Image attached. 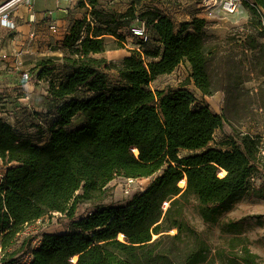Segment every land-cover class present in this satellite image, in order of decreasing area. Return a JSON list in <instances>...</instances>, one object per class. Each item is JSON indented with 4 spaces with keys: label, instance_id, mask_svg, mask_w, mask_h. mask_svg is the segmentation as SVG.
Wrapping results in <instances>:
<instances>
[{
    "label": "trees",
    "instance_id": "16d2710c",
    "mask_svg": "<svg viewBox=\"0 0 264 264\" xmlns=\"http://www.w3.org/2000/svg\"><path fill=\"white\" fill-rule=\"evenodd\" d=\"M87 2L91 10L73 19L51 48L64 55L43 59L36 67L46 95L56 102L53 111L37 113L43 125L33 126L48 139L24 137L0 119V160L15 164L0 179V264H263L249 249L242 222L222 220L247 194L264 200V185L249 183L262 161V138L240 132L237 141L208 148L227 119L206 105L192 106L195 98L187 89L165 93L150 88L158 77L187 64L184 86L192 82L203 96L219 91L208 70L206 21L192 17L176 26L159 9L137 14L132 3L122 12L105 9L97 0ZM242 4L264 38V0ZM139 23L156 50L144 51L147 45L141 53L133 49L119 66L94 57L107 51L105 37L121 43L119 30L125 28L131 38L129 29ZM56 59L66 72L59 81L49 77ZM257 59L264 64V44ZM110 69L118 73L117 85L107 81L104 71ZM78 115L85 123L67 131ZM124 141L138 151L126 177H153L166 166L162 174L127 205L96 208L74 223L73 232L44 234L35 248L31 235L19 241L24 226L52 213L72 218L77 205L100 197L119 172ZM180 150L193 154L181 156ZM221 171L225 174L219 177ZM184 177L186 186L180 188ZM188 195L196 199L201 221L226 236L225 245L210 257L209 245L183 209L162 208ZM172 230L176 233L168 234ZM26 256L28 262L21 263Z\"/></svg>",
    "mask_w": 264,
    "mask_h": 264
},
{
    "label": "rangeland",
    "instance_id": "374dc122",
    "mask_svg": "<svg viewBox=\"0 0 264 264\" xmlns=\"http://www.w3.org/2000/svg\"><path fill=\"white\" fill-rule=\"evenodd\" d=\"M97 1L105 9H116L122 12L131 3L136 4L135 10L137 14L149 9H159L168 13L176 25L192 17L204 19L206 25L203 33L206 36L208 46V70L212 76L214 87L218 88L219 91L215 92L211 97H204L192 82L184 86L189 73L185 64L179 65L171 75L158 77L152 81L150 88L163 90L165 93L177 88L187 89L198 101L208 106L212 112L227 119L228 122L215 132V140L208 144V148H213L226 139H235L237 141L240 132L248 133L254 137H261L262 147H264V64L257 59L261 45L264 44V38L261 37L255 25L250 23V14L242 4L246 1L252 4L253 0H241V6L234 15H225L218 6L210 10L202 8L206 0ZM86 11V9L79 10V14L83 16ZM119 33L124 37L122 41L124 44L113 37L107 36L105 37L107 51L94 57H103L109 61L110 65L119 66L124 57L134 54L132 50L137 48L135 40L129 37L125 28L119 30ZM20 37H16L11 41L7 37L2 41L0 38V48L7 49L10 47L12 50L16 47L21 49L24 39L19 46ZM48 40L46 41L48 44L46 42H43L42 45L38 44V50L36 49L37 52L33 55L16 54L15 56H10L11 58L6 63H3L4 65H0V78L3 77V79H0V104L2 105H0V117L24 137L41 139L42 142L48 139L47 136L39 134L33 126L39 124V121H43L44 118L39 117L36 119V115L45 109L53 111L56 102L46 95L45 81L35 82L38 79L37 74L39 72L36 67L43 59L51 57L60 59L64 55V52L62 53L61 51L51 53L50 50L54 47L53 42L55 40L52 38ZM155 45L154 41H150L144 51L156 50ZM14 51L12 50L11 52L14 53ZM141 51L143 52V50ZM61 63V60H55L53 70H51V75H49L50 79L59 81L64 77L66 72L62 69ZM24 71L30 72L33 77L32 83H27L23 80ZM104 73H106L107 81L110 85L118 84V73L114 69L105 70ZM7 74L16 80V84L11 85L8 82H4ZM46 118L49 119L48 117ZM84 123V117L78 115L66 130H74L81 127ZM133 149L134 147L128 141L122 142L119 172L107 184L105 192L100 197L92 202L77 205L72 218L64 214L52 213L24 226L19 236V241L31 235L35 237L31 248H35L39 245L44 234L73 232L75 230L74 223L86 218L98 207L127 205L133 196L142 192V184L136 182L140 178L126 177L132 174V170L136 165L133 155L137 156V154L133 153ZM199 152L201 151L195 153ZM190 154H193V152L180 150L181 156ZM13 166H15L14 163L4 165L0 160V179L4 172ZM165 168L166 166H163L154 174L151 181L159 177ZM120 172L124 173L125 176ZM128 179L134 180H131V182ZM150 182H148V185ZM256 198L252 194H247L243 201L238 206H235V210L232 213L236 215H238V212L245 214L243 215L245 217L240 221H242V229L248 239L247 244H251L253 248L251 250L254 253H260L261 261L264 264V216L248 213L256 203H259ZM172 200L176 201L172 203ZM171 201H167L168 204L165 209H171L172 213L178 208L183 209L186 219L209 245V257L214 255L216 248H221L225 245L226 236L220 234L219 228L208 226L201 221L197 212L196 199L192 195H188L183 200L175 197ZM232 217L236 218L235 215ZM226 218L225 216L223 221H227ZM228 221L238 222L234 219ZM174 233H176V230H174ZM174 233L168 232L170 235ZM19 256L20 254L16 255V257ZM26 261L28 262L27 256L21 260V263Z\"/></svg>",
    "mask_w": 264,
    "mask_h": 264
},
{
    "label": "built area",
    "instance_id": "2783aa9c",
    "mask_svg": "<svg viewBox=\"0 0 264 264\" xmlns=\"http://www.w3.org/2000/svg\"><path fill=\"white\" fill-rule=\"evenodd\" d=\"M56 1L58 3L59 2L60 3L61 2H69L70 5L74 8H80L79 5H80V3L83 2L85 5L84 9H86L87 11L91 10V7H90L89 3L87 2V0H56ZM206 1L207 2L205 3L204 6L201 4V6H203L202 8H207L206 10H210V9H213V8L218 6L219 8H221V11L225 15H234L235 13L238 12V10L241 6V0H206ZM21 5L26 6L29 11H30V9H32L31 0H0V38H1V41L4 40L5 37L10 39V37H12V34H14V31H16V23H17L16 22V19H17L16 11L18 10V8H20ZM42 19H43V22L47 25V30L49 32L48 35L46 36V38L44 39V42L49 41L48 39L52 38L55 40L53 42L54 45H56L58 42H60L63 39L64 35L67 33L69 25L59 26L57 24V21L53 19V11L44 12L42 14ZM171 19H172V17H171ZM190 20H191V18L188 20H185V22L190 21ZM172 21H173V19H172ZM30 22L32 25H31L28 33L24 37V41H23V44L21 45V49H19L18 51H14V53L11 52V54H9L6 51L0 52V61L7 62L11 58L10 56H15L16 54H20V55L31 54V55H33L34 53L37 52L36 49L39 47L37 45H38L39 40H40V35H39L37 28L35 26V22L33 20ZM129 33L131 35V39H135L138 41V44H136V46H137L136 51L138 53H141V50H143V46L149 44L151 41L144 23H139V24L132 26L129 29ZM46 43L48 44V42H46ZM51 53H53V52H51ZM142 59H144V58L142 57ZM22 78L27 83L33 82V77L29 71H24ZM35 82L40 83L43 81L37 79V80H35ZM45 84H46V82H45ZM45 90H46V85H45ZM45 93H46V91H45ZM204 97H211V96H204ZM194 98H195V96H194ZM191 105L195 106V107L205 106V104L203 102L198 101L196 98L193 100ZM45 112H46V110H43V113H45ZM5 116H7V115H5ZM0 119H2V118L0 117ZM39 125H43L42 120L39 121ZM260 157H261L262 161L260 162V164H258V171L255 174L251 175V177L249 178V183L251 185H256V183L264 177V147H262L260 149ZM148 178H152V177H148ZM128 180L131 181L134 179H128ZM137 181L138 180H136V182ZM167 204H168L167 202L163 203V205H162L163 210H165V207L167 206ZM27 259H29V258L27 257Z\"/></svg>",
    "mask_w": 264,
    "mask_h": 264
},
{
    "label": "crops",
    "instance_id": "0c3cea01",
    "mask_svg": "<svg viewBox=\"0 0 264 264\" xmlns=\"http://www.w3.org/2000/svg\"><path fill=\"white\" fill-rule=\"evenodd\" d=\"M32 3V9H30V11L27 9L26 6H20V8H18V10L16 11V31H14V34H12V37H10L9 41H11L12 39H15L16 37H20L21 34L22 36L20 37L21 40L19 41L18 45L20 46L21 41L24 39L25 35L28 33L30 27H31V22L30 21H34L35 22V26L37 28V31L40 35V40L38 44H41L44 42V39L46 38V36L48 35V30H47V25L43 22L42 19V14L44 12L47 11H53V19L57 21V24L59 26H67L70 24L71 19H78L81 16V14H79V10H84V8H74L70 5L69 2H57L56 0H31ZM8 44V43H7ZM3 49V50H2ZM12 50H19V48L14 47ZM9 48L4 49V48H0V52H8L9 54H11L12 51ZM3 63H6L5 61H0V65H4ZM184 65V64H183ZM187 66V64H185ZM188 67V66H187ZM5 79L4 82H8L9 84L13 85L16 84V80L11 77V75L7 74L5 75ZM10 76V77H8ZM0 79H3L0 78ZM260 184L264 185V177L259 180L256 183V187H258ZM256 200L259 203H256L251 210L248 211L249 214H254V215H263L264 216V200L263 199H259L256 198ZM243 201V200H241ZM240 201V202H241ZM239 202V203H240ZM237 203L235 206H238ZM235 206L229 211L227 212L223 217L226 216L227 220H236V221H240L242 218H244L245 215L244 213H240L238 212V215H236L235 213H232L235 210ZM246 213V214H248ZM236 216V218L232 217V216ZM230 216V217H229ZM242 222V221H241ZM245 235V232H244ZM246 236V235H245ZM249 249L251 250V244H248ZM253 249V248H252ZM253 253L254 251L251 250ZM257 255H259L260 253L256 252ZM260 256V255H259Z\"/></svg>",
    "mask_w": 264,
    "mask_h": 264
},
{
    "label": "bare ground",
    "instance_id": "6f19581e",
    "mask_svg": "<svg viewBox=\"0 0 264 264\" xmlns=\"http://www.w3.org/2000/svg\"><path fill=\"white\" fill-rule=\"evenodd\" d=\"M206 2L207 1H205V3ZM133 153L134 154H137L138 153V151H137L136 148L133 149ZM224 174H225V172L224 171H221L219 173V177L224 176ZM150 181H151V178L144 177V178H140L137 182L140 183V184H142L141 190L144 191L146 189L147 185H148V182H150ZM178 186L180 188H185V186H186V178L185 177L178 182ZM171 233H174V230H172ZM154 238H155V236H154ZM118 239L119 240H122V235L121 234L118 236ZM75 259H76V256L73 258V261H75Z\"/></svg>",
    "mask_w": 264,
    "mask_h": 264
}]
</instances>
